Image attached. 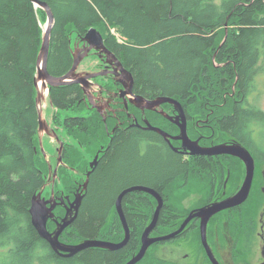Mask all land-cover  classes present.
<instances>
[{
	"label": "trees",
	"instance_id": "obj_1",
	"mask_svg": "<svg viewBox=\"0 0 264 264\" xmlns=\"http://www.w3.org/2000/svg\"><path fill=\"white\" fill-rule=\"evenodd\" d=\"M41 1L48 2L55 16L48 58L53 76H62L72 68L76 43L83 42L94 26L103 34L108 49L132 72L136 92L163 94L190 104L195 99L227 98V110H232L233 116L219 125L245 141L251 151L262 152L252 132L254 125L264 123V110L250 102V95L256 75L264 71V0ZM46 21V11L32 0H0V245L14 244L9 264H124L138 250L152 210H146L145 217L135 215L132 191L123 198L131 237L119 250L91 247L62 258L30 223L31 199L50 174V163L40 147L35 85ZM117 34L124 40L119 41ZM84 96L78 83L51 86L49 92L55 109L52 124L64 140L66 164L57 172L59 180L65 179L63 188L55 190L73 197L91 159L109 144L90 175L79 214L63 238L119 240L123 231L116 197L134 184L129 174L133 163L144 156L141 143L155 142L153 151L162 153L158 146L163 145V139L155 131L128 129L114 132L110 141L109 128L115 123L88 109ZM241 97L243 101L236 103ZM71 109L80 115L64 117L60 113ZM80 150H86L89 157ZM169 153V162L180 167V159L171 150ZM156 157L154 154L152 163ZM198 162L209 160L200 156ZM69 167L80 174L70 171L63 177ZM171 169L169 165L168 172ZM80 175L82 181L75 182ZM178 189L180 184L172 186V190ZM138 204L148 206L140 197ZM254 204L248 201L244 205L249 211L245 218L251 222L254 216L255 223ZM178 221L159 217V227L171 230Z\"/></svg>",
	"mask_w": 264,
	"mask_h": 264
},
{
	"label": "flooded vegetation",
	"instance_id": "obj_2",
	"mask_svg": "<svg viewBox=\"0 0 264 264\" xmlns=\"http://www.w3.org/2000/svg\"><path fill=\"white\" fill-rule=\"evenodd\" d=\"M83 45L84 41L81 43L77 42L75 47L82 48ZM92 51L89 54L94 53L99 59L98 68L90 69V67H83L78 70H103L106 73L103 76L91 79L89 91L92 94L91 100L95 107L90 102L86 93L84 101H86L88 109L97 110L100 114L110 119L111 122L115 123L112 128H109L110 141L113 139L114 132L117 134L120 131L124 132L128 129H131V131L137 129L155 131L149 127L150 125L159 127L169 133L168 137H166L162 136L158 131H155L163 139V145L158 146L162 150V153L153 151L152 144H155V142L145 140L141 143V155L144 156H141L139 163H133L129 174L134 183L133 186L152 188L162 196L161 218L163 216H169L179 220L177 225L171 230L159 227L158 221L157 226L150 234L151 237L165 235L177 230L191 214H196L201 207L215 201L224 200L234 195L241 188L247 174V166L241 158L230 154H192L190 150L184 151L185 148L182 139L171 138V143L168 141L169 137L178 135L181 132L179 124L181 119L179 113L181 112L185 114L188 135L192 140H198L200 145L212 146L222 143L230 144L232 142H239L246 146L245 141L232 136L231 131L223 130L219 125L224 119L233 116L232 110L229 111V100L227 98L223 100L219 98L195 99L193 100V104H190L187 100L172 97L177 99L180 104L166 101L153 109L143 104L138 105L135 101H132L135 95H142L140 92H136L134 88L135 79L133 86L134 95L128 93L126 97H123L121 95L123 93L121 90L124 89L122 79L128 80L119 72L112 73L114 66L107 62L106 57L101 56L97 51ZM224 63L227 64L229 61H225ZM233 87L235 88V86ZM222 88L227 89L228 87L222 86ZM142 96L149 101H154L156 98L165 95L149 93ZM242 101L243 97L236 99L235 102L239 103ZM250 102L255 103L254 99H250ZM227 108L229 109L227 110ZM50 126H53L52 122H50ZM244 129H246V125ZM261 131V129L255 130L252 132V135L262 152L251 151L246 146L255 159L253 184L246 202H263L262 211L255 218V223L254 216L251 217V222L245 218L246 216L248 217V206L244 205L246 202L243 204L244 206L241 205L224 209L213 215L207 223V242L215 258L214 260L210 256L202 238V220L195 215L175 238L152 244L148 248L145 256L137 264H264V166L261 162L264 160V138L261 135ZM108 147L109 144L100 148L99 156L104 154ZM170 150L180 159V167L175 163L169 162L172 160L169 153ZM154 154L157 157L152 163ZM200 156H205L209 162L201 164V162H198ZM169 165L172 166L170 172H168ZM89 169H91L90 165ZM86 172L84 180L77 187V191L83 189L82 185L87 178ZM139 179L143 182H137ZM176 184H180V189L174 191L172 190V186ZM132 192L133 203L131 208L135 215L145 217L148 215L146 210L152 209L149 220L143 228V233L145 228L151 223L159 201L156 196L147 191L135 190ZM118 196L115 200V208ZM43 197L46 199L53 197V201L56 203V207L54 208L55 215L53 218H49L47 222L48 229L55 231L58 228V222L66 215L67 209L70 207L76 195L70 197L55 190L51 192L50 196ZM62 197L64 199L63 201H61ZM139 197L145 199L148 206H140L138 204ZM50 205L51 203L48 204V206ZM71 213L72 215L75 214V210L73 209ZM119 219L122 225V237L119 240H114L113 238H103L102 240L120 242L124 238L125 231L120 216ZM31 221L30 216V223L32 225ZM257 223H259L258 226ZM67 228L60 235V240L63 243L71 245L83 240H65L63 234L67 232ZM255 238H258L262 242L259 248L253 247L252 245V241ZM141 245L142 241L135 253L139 251Z\"/></svg>",
	"mask_w": 264,
	"mask_h": 264
},
{
	"label": "water",
	"instance_id": "obj_3",
	"mask_svg": "<svg viewBox=\"0 0 264 264\" xmlns=\"http://www.w3.org/2000/svg\"><path fill=\"white\" fill-rule=\"evenodd\" d=\"M32 1L35 3L36 6H40L47 13V21L44 25L43 43H42V47H41L39 58H38V69H37V74L35 77V85L38 90L36 100H37V106H38V111H39V124H40L39 130L42 131L45 128L46 132L50 134L51 136L55 137L59 143L58 162L54 170V178L56 179L58 168L61 164L64 163L63 162L64 140L58 135L55 128L50 126V122H48V120L44 117V112L41 106L46 98L39 89V80L41 79L44 80V85L48 89V94L50 92L51 86L66 85L70 83H79L83 87V90L87 94L90 102L95 107L93 101L91 100L92 94L89 91L91 79L98 77V76H103L105 75L106 72H104L103 70H99V71H79L78 70L83 59L86 56H88L89 53L93 49L99 52L101 56L106 57L107 62L110 65L114 66L112 73L119 72L123 74L125 78L128 80L126 81L122 79V82L124 83V89L121 90L123 92L121 95L123 97H126L128 93L134 95L133 94L134 76L122 64L119 58L110 49H108V47L105 45L103 34L98 28L94 26L88 30L87 34L83 38V41H84L83 47L74 48V64L72 68L66 74L62 76H53L48 70V58H49V49H50L52 29L55 24V16L48 2L41 1V0H32ZM132 101H135V103L138 105H142V104L146 105V107L151 108V109H153L156 106H159L161 103L166 102V101L175 102L176 104H180V102L177 99L172 98V97H165V96L158 97L154 101H149L142 95H135V98H133ZM179 114H180L179 116L181 117L180 122H179L180 127H181V132L178 135L169 137L168 141L171 143V138L182 139L183 146L185 148L184 151L190 150L192 154H197V155L230 154V155L241 158L247 166V174H246L245 180L241 188L234 195H231L224 200L215 201L206 206L201 207L199 211L196 212V214H191L183 222L181 227L178 228L177 230L172 231L165 235L151 237L150 234L153 231V229L157 226L158 221H159L160 211L163 205L162 196L158 192H156L154 189L149 188V187L131 186L129 188L124 189L119 194L117 201H116V210L121 218L123 228L125 231V236L120 242L87 238L76 244H71V245L65 244L60 240V235L68 226H70L76 220L78 216V212L82 205V201L85 195L84 191H86L88 187L90 175L95 169L96 165L98 164V160H99V152H98L96 156L94 157V159L90 162L91 169H89L87 172L86 181L82 185L83 189H79L77 191L75 199L71 202L70 207L67 209L66 215L61 219L60 222H58V228L55 231H50L47 225L48 219L53 218L55 215L54 208L56 207V203L53 201V197L49 199H46L45 197H43V190L34 194V196L32 197V204L29 209V214L31 216L32 225L38 232V235L42 239L46 240L49 246H51V248L59 256L64 257V258L73 257L80 251L85 250L87 248H91V247L114 251V250L122 249L124 246H126V244L130 240L131 232H130V228L127 223V219H126V216L123 210V198L127 193L131 191L143 190V191L152 193L154 196H156L159 201V204L154 213L151 223L145 228L144 232L142 233V236H141L142 245L139 251L135 253L125 264H137L145 256L148 248L155 242L165 241V240L175 238L178 234H180V232L185 228V226L190 221V219L195 215L200 217L202 220L201 221L202 238H203L204 244L206 245V248L210 256L215 260L209 248L208 242H207V223L209 222L211 217L215 215L216 213L224 209L241 206L247 201L250 195V192H251L253 179H254L255 159L252 153L250 152V150L245 145L239 142H232L230 144L222 143V144H216L212 146L200 145L198 140L194 141L188 135L185 114L181 112ZM103 118L104 120L106 119L105 116H103ZM149 127L151 129H154L155 131H158L160 134H162V136L168 137L169 135L168 132H166L165 130L159 127H155L152 125H150ZM42 150H43V154H45L44 148H42ZM49 166L51 170L52 165L50 164ZM63 200L64 199L62 197L61 201ZM49 203H51L50 206H48ZM73 209L75 210V214L72 215L71 212L73 211Z\"/></svg>",
	"mask_w": 264,
	"mask_h": 264
},
{
	"label": "rangeland",
	"instance_id": "obj_4",
	"mask_svg": "<svg viewBox=\"0 0 264 264\" xmlns=\"http://www.w3.org/2000/svg\"><path fill=\"white\" fill-rule=\"evenodd\" d=\"M115 31V30H112ZM119 38V41H123L124 39ZM76 48V47H74ZM95 50H93L92 52H94ZM98 62L99 59L97 58V56L92 53L89 54L88 56H86L83 61L81 62L79 69H81L82 67H90V69L92 68H98ZM254 83L256 84V86L254 87V89L252 90V93L250 95V99L253 100L254 102L258 105H260L263 109H264V71L261 72L260 74L256 75ZM41 92L44 94L45 96V103H42V109L44 112V117L48 120V122H52V118H53V113L55 111V109L51 106L50 100H49V94H48V90L45 87V85L41 86ZM87 112H89L88 110H84V113L86 114ZM62 116H72V117H76L79 116L80 113L77 112L76 110H66V111H61L60 112ZM53 127V126H52ZM254 129L255 130H259L261 129V135L264 138V123H258L256 125H254ZM58 135L60 136L61 133L59 134V132L57 131ZM257 138V137H256ZM39 140H40V147L41 150L42 148H44V153L43 154L49 161V163L52 165V169L50 170V174L48 175L49 179L47 180V182L44 184L43 188L41 190H43V196H50L52 191H55V189H62L63 188V184L65 183V179H63V181L59 180V178H54V170L56 168L57 162H58V141L55 137L50 136L45 128L39 132ZM69 141H72V138L69 136L68 138ZM81 154L87 155L85 157H89V153L86 150H80ZM43 152V150H42ZM262 165L264 166V160L261 161ZM63 165L66 166L65 163H63ZM69 169H67V171L65 172V174L63 175V177H65L66 175H70V171H73L75 173H78V169L74 168V167H69ZM58 172V171H57ZM87 173V172H86ZM80 174V173H78ZM58 175V174H57ZM55 179V181H54ZM83 179V177L80 175V178L76 179L75 182H81ZM86 181V179H85ZM84 181V182H85ZM84 184V183H83ZM55 187V188H54ZM40 190V191H41ZM38 193V192H37ZM77 193V192H76ZM84 193H86V191H84ZM76 195V194H75ZM254 204V208H255V215L256 217L259 216V212L262 211V203L259 202H255L252 201ZM248 209V208H247ZM249 212V211H248ZM259 225V223H257V226ZM252 245L253 247H257L259 248V246L262 245V242H260V240L258 238H255L252 241ZM14 247L13 242H4L2 245H0V264H9L11 262V255L12 253L10 252L11 249ZM41 254H43V250L40 251Z\"/></svg>",
	"mask_w": 264,
	"mask_h": 264
},
{
	"label": "bare ground",
	"instance_id": "obj_5",
	"mask_svg": "<svg viewBox=\"0 0 264 264\" xmlns=\"http://www.w3.org/2000/svg\"><path fill=\"white\" fill-rule=\"evenodd\" d=\"M43 85H44V80L43 79L39 80V89H40V91H41V86H43Z\"/></svg>",
	"mask_w": 264,
	"mask_h": 264
},
{
	"label": "built area",
	"instance_id": "obj_6",
	"mask_svg": "<svg viewBox=\"0 0 264 264\" xmlns=\"http://www.w3.org/2000/svg\"><path fill=\"white\" fill-rule=\"evenodd\" d=\"M113 32L115 33V31H113ZM117 36L120 37L118 34H117ZM120 38H122V37H120Z\"/></svg>",
	"mask_w": 264,
	"mask_h": 264
},
{
	"label": "crops",
	"instance_id": "obj_7",
	"mask_svg": "<svg viewBox=\"0 0 264 264\" xmlns=\"http://www.w3.org/2000/svg\"><path fill=\"white\" fill-rule=\"evenodd\" d=\"M83 68V67H82ZM44 103V102H43Z\"/></svg>",
	"mask_w": 264,
	"mask_h": 264
}]
</instances>
